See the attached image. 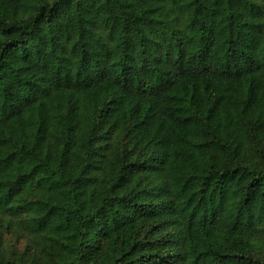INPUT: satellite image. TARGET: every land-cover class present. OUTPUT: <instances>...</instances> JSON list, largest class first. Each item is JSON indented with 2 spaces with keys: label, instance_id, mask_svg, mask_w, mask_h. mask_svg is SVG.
I'll list each match as a JSON object with an SVG mask.
<instances>
[{
  "label": "trees",
  "instance_id": "1",
  "mask_svg": "<svg viewBox=\"0 0 264 264\" xmlns=\"http://www.w3.org/2000/svg\"><path fill=\"white\" fill-rule=\"evenodd\" d=\"M262 228L264 0H0V264H264Z\"/></svg>",
  "mask_w": 264,
  "mask_h": 264
},
{
  "label": "rangeland",
  "instance_id": "2",
  "mask_svg": "<svg viewBox=\"0 0 264 264\" xmlns=\"http://www.w3.org/2000/svg\"><path fill=\"white\" fill-rule=\"evenodd\" d=\"M15 209H16V205L15 206H10L8 207L4 212L7 216L11 217H15ZM8 236V241H10L9 245L7 246H15L17 241L15 242L16 238H17V234L15 233H7ZM254 243H255V252L256 255L264 257V228H262V230H260L259 234L253 239ZM22 242V241H21ZM42 243L41 241H37L35 242V244L33 245V247L30 249V254H33L35 252H38L40 250V248H42Z\"/></svg>",
  "mask_w": 264,
  "mask_h": 264
}]
</instances>
